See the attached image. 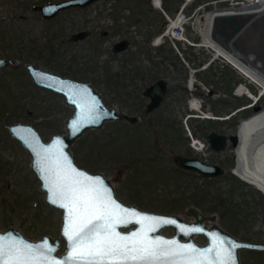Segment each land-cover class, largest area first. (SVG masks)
I'll return each mask as SVG.
<instances>
[{
	"label": "rangeland",
	"instance_id": "rangeland-1",
	"mask_svg": "<svg viewBox=\"0 0 264 264\" xmlns=\"http://www.w3.org/2000/svg\"><path fill=\"white\" fill-rule=\"evenodd\" d=\"M63 1L67 0H0V59L15 61L0 72V231L15 229L33 241L60 238L57 255L66 250L60 237L63 212L47 205L31 154L8 130L15 123L28 124L45 142L66 133L73 109L64 96L32 82L26 71V65H32L91 84L107 107L138 117L135 125L107 122L71 148L76 165L91 174L102 173L123 204L182 215L185 222L192 220L187 209L195 207L236 238L264 243V194L234 174L236 147L230 141L221 152L213 151L208 142L213 132L236 135L255 108L264 109V95L254 105L249 95L236 94L241 84L257 97L261 90L201 47L203 38L196 25L198 18L214 10L230 3L239 8L250 0H194L183 12L187 40L182 43L165 34L186 0H161L162 9L156 8V0H96L52 19L35 10ZM80 33L87 36L74 41ZM122 41L129 43L128 49L115 53V44ZM159 80L167 83L168 91L160 108L147 113L150 99L144 93ZM192 99L201 102V110L190 108ZM240 108L244 110L230 119ZM192 137L200 147L193 145ZM174 155L218 164L225 175L207 180L187 173L175 165ZM162 234L170 237L173 230ZM194 241L207 242L197 236ZM240 260L264 264V253L241 251Z\"/></svg>",
	"mask_w": 264,
	"mask_h": 264
},
{
	"label": "water",
	"instance_id": "water-1",
	"mask_svg": "<svg viewBox=\"0 0 264 264\" xmlns=\"http://www.w3.org/2000/svg\"><path fill=\"white\" fill-rule=\"evenodd\" d=\"M96 0H67L60 3H50L43 6H35L36 11H40L44 18L52 19L58 15L59 12L70 8L81 7L84 8ZM232 10V8H223L216 11ZM233 15L219 16L214 25V36L216 40L223 45H233L245 57H254L264 64V14L260 16H244L237 13ZM86 33H80L73 36L74 41L84 39ZM129 43L126 41L119 42L114 46L115 53H121L128 49ZM13 60L0 59V72L7 64H14ZM26 71L31 77L32 82L40 87L52 91L56 94L63 95L66 99V105L73 109L72 116L66 121L65 134H57L51 137L48 142L42 140L40 133L32 126L23 123H15L9 126V132L14 140L19 142L32 156V169L36 173L38 179L41 181V190L46 193L45 202L50 207L63 212L60 237L64 239L67 244L66 251L57 255L61 248L60 238L53 239L50 236H45L41 240L33 241L24 236L20 231L15 229H8L5 232L0 231V237L3 238L5 244L21 241L32 246L47 245L54 249L50 255L59 261H63L68 257L71 244L64 235L65 228L68 227V213L65 208L59 206V202L52 203V195L49 191L48 172L46 169L54 166L58 154L62 153L67 157L71 167L83 173L90 178H100L104 186L110 191L111 198L122 206L124 209L134 210L137 216L128 217L129 223L127 225H117L116 231L121 235L128 236L133 232L141 230V225L136 223L138 216L148 217L149 221L159 220H174L175 224H157L156 230L149 232V238L153 240L175 241L177 246L204 250L208 248H215V246L223 241V246L227 250L234 253L236 264H241L240 251H252L257 253H264V243L246 242L236 238L231 233L222 229L218 225H213L211 228L207 223L215 222L214 217H208L202 214L195 207L187 209L186 215L194 222H185L180 216L158 214L154 212H146L140 210L137 206H128L123 204L116 198L115 190L111 181L107 179L102 173L91 174L88 171L79 168L73 158L71 148L89 131H99L107 122H121L126 121L132 125L139 122L138 117L129 116L126 113L119 112L116 108L107 107L102 96L96 91L93 85L88 83H81L71 79H65L52 72L42 71L34 68L32 65H26ZM168 91V85L165 81L159 80L148 87L144 95L150 99L147 106V113H151L162 105L165 95ZM75 101V103L73 102ZM79 105V107H78ZM93 109L94 113L98 115V119L94 122L89 120V110ZM262 108L257 107L255 111L258 112ZM208 141L215 152L225 150L230 141L233 146L237 147L239 144L238 133L234 136H226L217 132H213L208 136ZM47 149V151H44ZM37 153H40L38 156ZM47 157V159H45ZM175 165L182 171L196 174L207 180H213L225 175V169L218 164H208L199 158H190L180 155H174ZM191 228L203 229L202 232H191ZM172 229L173 235L166 236L162 231ZM200 236L206 238L205 245H198L194 241V237ZM236 244L238 247L231 249L230 245Z\"/></svg>",
	"mask_w": 264,
	"mask_h": 264
},
{
	"label": "snow or ice",
	"instance_id": "snow-or-ice-1",
	"mask_svg": "<svg viewBox=\"0 0 264 264\" xmlns=\"http://www.w3.org/2000/svg\"><path fill=\"white\" fill-rule=\"evenodd\" d=\"M95 119L98 115L90 109L89 120L94 122ZM46 171L51 202H59L68 213L64 235L71 244L70 253L59 261L50 255L54 249L47 243L5 244L0 237V264H236L233 251L225 249L223 241L214 249L199 250L177 246L175 241L149 238L148 233L155 231L157 224H175L174 220L149 221L148 217L138 216L136 223L141 225V230L121 235L116 231L117 225H127L128 217L137 213L115 202L100 178H90L72 168L62 153ZM189 231L202 232L203 229ZM230 247L235 249L238 245Z\"/></svg>",
	"mask_w": 264,
	"mask_h": 264
},
{
	"label": "bare ground",
	"instance_id": "bare-ground-1",
	"mask_svg": "<svg viewBox=\"0 0 264 264\" xmlns=\"http://www.w3.org/2000/svg\"><path fill=\"white\" fill-rule=\"evenodd\" d=\"M154 5L158 9H162V1L156 0ZM236 8L235 4H232ZM237 12L235 9L216 11L197 20V30L202 35L203 41L201 47L208 48L213 51L219 59H224L233 68L241 73L242 76L249 79L259 87L260 95H264V64L254 59V57H245L233 45H223L216 40L214 36L215 21L219 16L233 15ZM237 13L244 16H260L264 14V0H250L243 3ZM203 19V20H201ZM183 16H179L173 21L170 34H174L178 39L182 36L175 33L177 28L183 29ZM172 32V33H171ZM184 40V39H183ZM191 85H194V77L191 78ZM238 96L244 94L254 97L247 84H241L238 87ZM201 102L192 99L190 108L194 111L201 109ZM239 144L236 147L235 161L236 168L234 174L243 181H246L257 187L264 194V109L256 112L253 116L242 121L238 128ZM180 217H183L182 215ZM190 222H194L192 219ZM217 225L215 222L208 223V227Z\"/></svg>",
	"mask_w": 264,
	"mask_h": 264
},
{
	"label": "built area",
	"instance_id": "built-area-1",
	"mask_svg": "<svg viewBox=\"0 0 264 264\" xmlns=\"http://www.w3.org/2000/svg\"><path fill=\"white\" fill-rule=\"evenodd\" d=\"M196 142H197V141H193V145H195V144H196Z\"/></svg>",
	"mask_w": 264,
	"mask_h": 264
},
{
	"label": "trees",
	"instance_id": "trees-1",
	"mask_svg": "<svg viewBox=\"0 0 264 264\" xmlns=\"http://www.w3.org/2000/svg\"><path fill=\"white\" fill-rule=\"evenodd\" d=\"M184 173V172H183ZM234 178V177H233Z\"/></svg>",
	"mask_w": 264,
	"mask_h": 264
}]
</instances>
